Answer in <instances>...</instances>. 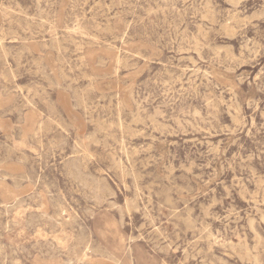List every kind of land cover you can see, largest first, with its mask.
<instances>
[{
	"label": "rangeland",
	"instance_id": "rangeland-1",
	"mask_svg": "<svg viewBox=\"0 0 264 264\" xmlns=\"http://www.w3.org/2000/svg\"><path fill=\"white\" fill-rule=\"evenodd\" d=\"M0 264H264V0H0Z\"/></svg>",
	"mask_w": 264,
	"mask_h": 264
}]
</instances>
